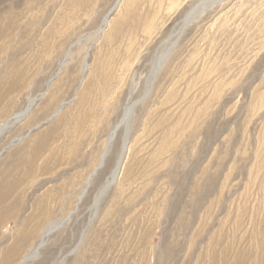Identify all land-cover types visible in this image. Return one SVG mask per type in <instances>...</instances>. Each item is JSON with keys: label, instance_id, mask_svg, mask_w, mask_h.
<instances>
[{"label": "rangeland", "instance_id": "1", "mask_svg": "<svg viewBox=\"0 0 264 264\" xmlns=\"http://www.w3.org/2000/svg\"><path fill=\"white\" fill-rule=\"evenodd\" d=\"M125 1L0 0V264H264V0Z\"/></svg>", "mask_w": 264, "mask_h": 264}, {"label": "bare ground", "instance_id": "2", "mask_svg": "<svg viewBox=\"0 0 264 264\" xmlns=\"http://www.w3.org/2000/svg\"><path fill=\"white\" fill-rule=\"evenodd\" d=\"M129 1V2H128ZM133 1L134 0H127V1H125L126 2V7H130V5L133 3ZM128 2V3H127ZM162 4V3H161ZM191 14V13H190ZM192 15V14H191ZM187 19V18H186ZM191 20V19H190ZM184 21V20H183ZM104 22H105V25H109V26H111L110 25V22H109V17L108 16H106V18H105V20H104ZM185 23V22H184ZM187 24V23H186ZM166 53V52H165ZM165 55V54H164ZM163 57V56H162ZM167 59V58H166ZM159 61V60H158ZM163 62V61H162ZM158 64H159V62H158ZM163 64V63H162ZM157 66V65H156ZM155 66V67H156ZM159 68V67H158ZM158 73V72H157ZM152 77V76H151ZM153 79H155V75H154V77H153ZM152 79V80H153ZM154 83V82H153ZM152 87V86H151ZM150 88V87H149ZM150 91V90H149ZM133 109V107H131L130 109H129V111L127 112V119H129V117H130V113H131V110ZM200 111V110H199ZM201 111H202V109H201ZM125 118V119H126ZM182 120H180V122H181ZM180 124L181 123H179V124H177V126L173 129V132L171 133V135H170V137L169 138H166L161 144H160V146L157 148V150L155 151V153H153V156L151 157V159H150V162H147L146 163V165H147V168L148 167H150L151 165H155V164H157L158 162L159 163H161V160H162V158H163V156L165 155V153H167L168 152V150L171 148V147H173V145H174V143H175V141H176V139H175V137L178 135V134H180V133H177V130H178V127H180ZM146 132V131H145ZM114 134H115V131H113V134H112V137L114 136ZM112 137H110V138H112ZM108 144V143H107ZM107 144H106V146H105V149H104V151H103V153H102V155H101V158H100V163H102V161L104 160V158H105V156H106V152H107ZM139 144V143H138ZM138 145H137V142L135 143V144H132V143H130V141H129V131H128V129L126 130V133H125V136H124V142H123V147H122V150H121V153H120V155H119V157H118V161H117V164H116V167H115V170H114V176L116 175V174H120L121 175V177H123V175H124V177H125V174H126V171L127 170H129V167H131V166H133V163H132V161L133 160H135V157L137 156V155H135L134 156V153L135 152H137L138 151V147H137ZM136 147L138 148V149H136ZM135 150H137V151H135ZM106 151V152H105ZM143 151H144V149H143V147H142V153H143ZM137 153H139V151L137 152ZM141 154V153H140ZM126 157H128L127 158V160H126ZM137 159V158H136ZM143 162H145V158H143L142 157V163ZM99 163V164H100ZM99 166V165H98ZM97 166V167H98ZM96 167V168H97ZM95 168V169H96ZM146 168V169H147ZM95 169H94V171H95ZM129 175V174H128ZM133 175V174H132ZM119 176V175H118ZM126 178V177H125ZM115 180V179H114ZM261 245H262V243H261Z\"/></svg>", "mask_w": 264, "mask_h": 264}]
</instances>
